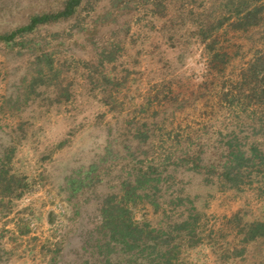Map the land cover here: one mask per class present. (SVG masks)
I'll return each instance as SVG.
<instances>
[{
  "label": "rangeland",
  "instance_id": "obj_1",
  "mask_svg": "<svg viewBox=\"0 0 264 264\" xmlns=\"http://www.w3.org/2000/svg\"><path fill=\"white\" fill-rule=\"evenodd\" d=\"M63 2L0 0V35ZM261 87L264 0H81L0 39V264H101L107 201L174 264H252L264 237L223 255L264 220Z\"/></svg>",
  "mask_w": 264,
  "mask_h": 264
},
{
  "label": "trees",
  "instance_id": "obj_2",
  "mask_svg": "<svg viewBox=\"0 0 264 264\" xmlns=\"http://www.w3.org/2000/svg\"><path fill=\"white\" fill-rule=\"evenodd\" d=\"M80 2L81 0H64L62 8L53 12L34 14L30 17L27 24L13 30L8 35H0V39L9 41L18 34L31 31L39 24L66 18L75 12ZM259 73V71H256L252 74L256 83L258 82ZM261 88L263 92L264 88ZM74 181L78 180L71 179L69 183L73 185ZM6 189H10L8 185ZM132 214V209L126 204H115L107 201V203L102 205L101 226L105 236H107L104 245L107 247L108 253L104 258V262L101 264H174L178 259L175 253H172L170 250H165L164 252L162 250L163 245H166V239H163L158 234H153L154 229L148 228V224L140 226L138 222L133 220ZM234 219H236V215L233 216L232 220ZM237 225H241L236 234V237H239L238 244L240 248L238 249L236 247L237 245L232 247V251L227 248L226 255H223L226 261H229L228 258L235 259L243 256L248 244L264 237V220H255L252 222H242L240 220ZM118 246H120L119 248L126 255L124 259L113 258L111 256L112 251ZM92 264L99 263L94 262ZM252 264H264V254L255 258Z\"/></svg>",
  "mask_w": 264,
  "mask_h": 264
}]
</instances>
